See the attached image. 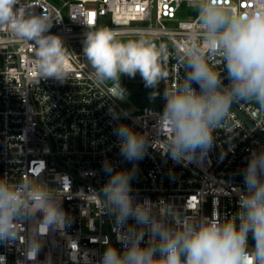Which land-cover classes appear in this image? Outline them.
<instances>
[{
	"label": "built area",
	"instance_id": "built-area-1",
	"mask_svg": "<svg viewBox=\"0 0 264 264\" xmlns=\"http://www.w3.org/2000/svg\"><path fill=\"white\" fill-rule=\"evenodd\" d=\"M204 0H20L25 14L44 13L52 21L45 35L62 41L67 58L62 78L44 76L38 68L35 42L0 30V183L16 191L24 205L17 217L16 240L0 243L6 264H100L107 247L124 249L127 226L116 223L103 194L114 171L136 169L130 180L133 203H150L152 217L171 228L215 219L239 224L245 172L253 152L264 150V109L253 101L235 100L211 129L204 152L174 160L172 131L164 112L166 94L182 87L188 69L184 49L200 43L199 9ZM256 0H219L225 9L251 11ZM107 28L118 41L145 39L166 45L158 81L159 108L126 111L119 80H101L83 52L89 30ZM209 65L229 85L223 58L206 50ZM128 82V81H126ZM130 83V82H128ZM199 91L196 84L192 85ZM123 95L118 99L115 91ZM120 114L114 120L109 110ZM126 113V115H124ZM125 124L146 141L142 159L120 154L113 129ZM33 183L45 187L36 190ZM43 192L63 213L66 226L37 234L42 214L30 211L33 196ZM141 247L147 246L144 229ZM24 237V243L20 242ZM30 239L41 244L36 261L25 250ZM252 235L249 248L254 247Z\"/></svg>",
	"mask_w": 264,
	"mask_h": 264
},
{
	"label": "clouds",
	"instance_id": "clouds-1",
	"mask_svg": "<svg viewBox=\"0 0 264 264\" xmlns=\"http://www.w3.org/2000/svg\"><path fill=\"white\" fill-rule=\"evenodd\" d=\"M20 0H0V30L10 31L15 38L35 42L38 68L47 77L66 74L67 53L61 39L45 35L51 27L50 17L43 12L25 14L17 7ZM202 37L184 51L189 70L182 87L166 94L165 118L172 131L170 154L180 160L189 154L211 147V129L222 119L235 100L255 101L264 109V0H256L251 11L225 9L219 0H204L199 9ZM89 30L83 41V52L95 75L101 80L118 81L121 74L134 78L137 73L146 87L154 86L162 76L161 60L166 45L137 39L118 41L107 28ZM206 50L223 58L229 85L209 65ZM196 84L199 91L193 88ZM114 120L120 114L109 110ZM126 115V113L124 114ZM119 140L120 154L129 162L143 158L146 141L131 127L119 124L113 129ZM136 169L114 171L104 161L109 179L103 188L116 223L122 228L134 220L137 227L127 226L123 251L107 247L100 264H264V150L253 152L245 172L246 191L240 201L239 224L207 220L199 225L184 222L171 228L153 219L150 203H133L130 180ZM30 211L39 212L37 234L43 236L53 226H66V220L43 192L33 196ZM24 205L16 191L0 183V243L17 238V217ZM144 229L148 230L147 246L141 247ZM252 235L254 247L249 248ZM24 243V237H20ZM41 244L28 241L25 257L36 261ZM0 264L6 257L0 254Z\"/></svg>",
	"mask_w": 264,
	"mask_h": 264
},
{
	"label": "rangeland",
	"instance_id": "rangeland-1",
	"mask_svg": "<svg viewBox=\"0 0 264 264\" xmlns=\"http://www.w3.org/2000/svg\"><path fill=\"white\" fill-rule=\"evenodd\" d=\"M61 5L69 0H52ZM130 83H128V82ZM121 87L124 89L125 96L121 100L122 107L130 112L137 113L144 108H159L161 105V89L159 83L154 86L146 87L145 82L137 73L134 78L121 74L119 77ZM32 187L36 190H44L45 187L33 183Z\"/></svg>",
	"mask_w": 264,
	"mask_h": 264
},
{
	"label": "water",
	"instance_id": "water-1",
	"mask_svg": "<svg viewBox=\"0 0 264 264\" xmlns=\"http://www.w3.org/2000/svg\"><path fill=\"white\" fill-rule=\"evenodd\" d=\"M115 94L117 95L118 99H122L123 95L121 93H119L118 90L115 91Z\"/></svg>",
	"mask_w": 264,
	"mask_h": 264
}]
</instances>
